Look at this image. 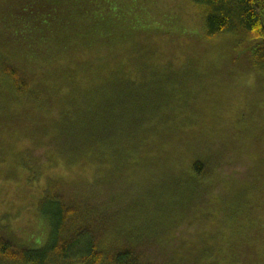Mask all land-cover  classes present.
<instances>
[{"label":"trees","instance_id":"obj_1","mask_svg":"<svg viewBox=\"0 0 264 264\" xmlns=\"http://www.w3.org/2000/svg\"><path fill=\"white\" fill-rule=\"evenodd\" d=\"M109 1L0 0V264H264V0L165 42Z\"/></svg>","mask_w":264,"mask_h":264},{"label":"rangeland","instance_id":"obj_2","mask_svg":"<svg viewBox=\"0 0 264 264\" xmlns=\"http://www.w3.org/2000/svg\"><path fill=\"white\" fill-rule=\"evenodd\" d=\"M93 1L95 4L100 2V0ZM109 2L111 3V10L122 15L120 18L121 23H119L122 24L121 29H138L147 33L152 30H161V34H155L158 35L155 41L159 42L168 41L171 35L190 37L193 40L200 41L204 37L205 25L203 27V23L205 16L190 0H110ZM94 10L101 12L104 9L94 8ZM168 78L172 79V77ZM178 80L180 79L178 78ZM240 82L238 80L233 81L226 74L222 75L211 71L200 76H192L187 79L185 84L191 85L188 89L190 94L193 95V92L202 93L203 95L200 96L202 100L207 99L206 95L210 94L212 96L210 99L216 104L224 101L223 98L227 94L237 95L238 93L235 91L249 94L247 90L241 88L240 84L243 83ZM248 90L253 91V87H249ZM255 94L257 96L260 93ZM256 96L254 95V97Z\"/></svg>","mask_w":264,"mask_h":264}]
</instances>
